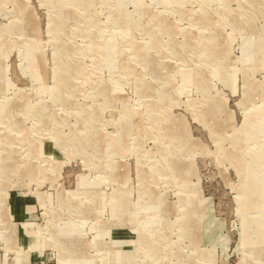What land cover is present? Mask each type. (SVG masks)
Returning <instances> with one entry per match:
<instances>
[{"label": "rangeland", "instance_id": "1", "mask_svg": "<svg viewBox=\"0 0 264 264\" xmlns=\"http://www.w3.org/2000/svg\"><path fill=\"white\" fill-rule=\"evenodd\" d=\"M0 264H264V0H0Z\"/></svg>", "mask_w": 264, "mask_h": 264}, {"label": "bare ground", "instance_id": "2", "mask_svg": "<svg viewBox=\"0 0 264 264\" xmlns=\"http://www.w3.org/2000/svg\"><path fill=\"white\" fill-rule=\"evenodd\" d=\"M57 19V18H56ZM123 21V20H122ZM53 23V22H52ZM54 27V26H53ZM130 27V26H129ZM131 28V27H130ZM128 43V42H127ZM192 82V81H191Z\"/></svg>", "mask_w": 264, "mask_h": 264}]
</instances>
